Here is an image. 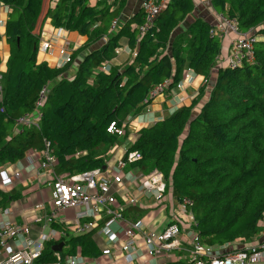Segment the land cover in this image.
<instances>
[{"label":"trees","instance_id":"obj_1","mask_svg":"<svg viewBox=\"0 0 264 264\" xmlns=\"http://www.w3.org/2000/svg\"><path fill=\"white\" fill-rule=\"evenodd\" d=\"M90 1L57 0L44 9V0H0L10 10L3 34L9 57L6 71L0 70V168L42 151L46 141L58 159L57 176L104 168L105 157L95 153L117 143L119 136L107 130L111 123L122 128L151 104L152 90L165 80H171L169 89L177 88L191 70L205 80L198 97L142 128L127 150L140 152L142 158L127 168L163 173L174 199L191 201L194 230L204 244L218 249L253 241L264 218V0H211L217 13L237 19L240 31L255 38V59L236 69L220 68L209 92L211 73L223 56L222 41L211 36L213 25L201 18L176 33L194 11L193 0H170L143 36L138 30L143 12L111 30L125 0L114 11L112 5L98 9ZM43 17L55 29L86 38L62 67L38 62L41 40L36 29ZM123 38L130 56L120 65L111 64ZM2 63L0 55V69ZM106 63L111 64L109 72L102 70ZM44 87L48 96L40 127L18 125L21 117L36 111ZM206 92L208 100L195 112ZM22 192L0 189V209L20 200ZM141 209L130 210L139 219ZM52 227L65 231L59 224ZM95 231L79 236L65 231L66 236L45 243L38 262L54 264L53 247L62 242V258L101 257Z\"/></svg>","mask_w":264,"mask_h":264},{"label":"built area","instance_id":"obj_2","mask_svg":"<svg viewBox=\"0 0 264 264\" xmlns=\"http://www.w3.org/2000/svg\"><path fill=\"white\" fill-rule=\"evenodd\" d=\"M169 1H143L141 10L144 14V24L138 28L140 36L146 34L154 26V22L167 8ZM2 26H5V23L0 20V27ZM118 27L119 19L116 18L112 23L111 30L116 31ZM210 34L213 38H219L221 41L226 39L229 34L234 35L230 43V52L226 56L220 57L219 63L236 69L242 67L245 62L254 61L255 38L251 36L250 32L240 31L237 19L220 14ZM51 46L52 43L49 41L42 43L41 50L48 52ZM60 54L66 57L68 52L62 49ZM69 58L70 56L66 57L65 62H68ZM110 69V63L104 64L102 68L105 72H109ZM187 78L188 76L180 81L178 88H183ZM170 84L171 80H165L150 92L149 99L154 100L166 92ZM47 96L48 88L44 87L36 102V111L21 117L18 120V125L39 128L42 120L41 109ZM1 100L2 87L0 86ZM107 130L111 134L124 135V125L122 128H118L116 123H111ZM141 158L142 155L138 151L127 152L125 158L120 159L115 166H106L102 169L97 168L69 176H57L54 168L58 164V159L49 142H45V148L42 151L30 153L28 155L30 163L40 162V169L48 176L49 185L52 187V201L49 212L45 214L42 229L49 228V230H41L39 235L34 237L29 224L0 219V255L2 256V251L4 252L0 264H45L38 263L43 255L45 243L64 236L63 232L53 229L52 224L65 227L71 225V230L76 235L98 231L108 244V248H104L102 254L106 258L115 255L116 252L124 253L129 261L140 258L143 253L156 258L164 253L180 249L184 242L190 243L192 248L189 252L195 264H264V243L250 245L242 250L222 255L219 249L204 244L195 231H189L191 237L187 241L180 239L181 227L178 219L171 221L167 228L159 233L148 230L140 219L126 221L125 209L130 205L136 206L138 203L137 198L129 194V184L135 186L142 196L153 198L156 202L164 200L167 189L163 173L157 170L150 174H144L141 171L138 173L126 172L127 166ZM19 178V171H15L12 175L5 171L1 186L2 184L5 187L11 186L15 179ZM120 195L122 202L119 200ZM191 205L192 203L188 199L179 203L180 216L185 218L188 229L194 227L195 224L194 217L188 209ZM66 209H79L76 219L71 224L61 216V213ZM101 214H104L105 218H102ZM101 222L103 224L99 225ZM124 222L125 224H123ZM139 239L143 241V248L138 244ZM12 242L15 248L10 245ZM55 257L54 264H82L85 261L80 254L62 258L59 252H55ZM102 264H111V261L107 259Z\"/></svg>","mask_w":264,"mask_h":264},{"label":"crops","instance_id":"obj_3","mask_svg":"<svg viewBox=\"0 0 264 264\" xmlns=\"http://www.w3.org/2000/svg\"><path fill=\"white\" fill-rule=\"evenodd\" d=\"M143 1L144 0H125L124 8L122 9V13L118 18L119 27H121L131 18H134L138 14L142 13L141 5ZM44 2V9H47L49 6L54 7L57 3V0H44ZM120 2L121 0H91L90 4L91 6H97L98 9H101L107 5H112L111 10L114 11L118 9ZM193 2L195 4L194 11L180 24L176 33L185 31L197 18H201L212 25L217 23L218 16L220 14L217 13L212 7L211 0H193ZM9 15L10 10L6 6L0 5V20L5 23L9 18ZM46 24L51 26L50 20L43 17L41 18L36 29V32L40 33L41 40L38 62H47L50 66L55 65L56 67H62L66 63V57L61 55L60 51L65 49L67 52L72 54L86 41V38L76 33V35L72 36L73 41H69L68 39L71 38L72 32L55 28L54 31H49L47 29L44 30V26ZM2 27L4 28V26ZM2 27H0V31ZM0 34L2 35L0 40V55L3 59L0 70L4 72L6 71V61L4 56L7 54L9 57V46L7 45L5 37L3 36L4 33L2 34L0 32ZM233 38L234 35L229 34L226 39L222 40L223 57L230 52V43ZM48 41L52 43L51 49L48 52H44V50H41L42 43ZM120 45L121 47L118 49V55L112 60L111 64L120 65L126 62L130 56L128 40L126 38L121 39ZM223 67H226V65L224 63H219V65L213 69L209 79L207 92L212 89V85L217 79L219 69ZM75 71L76 66L71 68L70 73L74 75ZM186 76H188V78L185 80L183 88L179 89L175 87L168 89L166 92L160 94L154 100H152L151 104L142 114L136 117H129L126 120L124 123V135L119 136L117 143L110 147V150L108 151L110 157L104 156L106 159V166H115V164L123 158L128 148H130L137 140L138 132L142 128L152 126L157 121L169 117L178 108L189 104L193 99L198 97L200 89L205 81L204 78L196 75L191 70L186 71L183 74L182 81ZM207 92L200 101V104L195 109V112H197L200 107L208 100L209 93ZM127 167L126 172L138 173L139 171V169H128ZM16 170L20 172V178L17 180L15 179L11 186L3 188L1 186L3 173H5V171L11 173ZM48 179V176L40 169V162L30 164L28 162V157L15 164H6L2 166L0 168L1 191L10 192L12 189L23 191V197L18 201L12 202L5 210L0 209V219L9 220L20 224H29L32 228L33 236L36 237L39 235V232L44 227L43 223L45 214H47L52 201V187L49 185ZM128 188L129 194L136 197L138 203L136 206L130 205L127 207L128 209L125 216L126 221L138 220L133 216V212L130 209L141 207L143 212L139 219L143 221L148 230L157 233L162 232L167 228L171 221L178 219V223H180L181 227L180 239L187 241L191 237L189 231H195L194 227L188 229L187 223H185V218L180 216L179 202L174 199L172 190L170 188L169 190H166L164 200L161 202H156L153 198L142 196L135 186H132L131 184L128 185ZM119 200L122 202L121 195L119 196ZM78 212L79 209H66L61 213V216L66 222L71 224L76 219ZM101 217L105 218V215L101 214ZM123 224H125V222ZM259 227L260 231L253 241L245 242L238 240L229 246L218 248L220 253H232L236 250H242L250 245L264 243V219L259 223ZM71 229V225L65 227V231L77 236L72 232ZM47 230H49V228L42 231ZM65 231H63L64 236H66ZM94 239L97 241L101 249L108 248L105 238H103V236L100 235L98 231H95ZM138 244L143 248L144 244L141 239H139ZM10 245L15 248L13 242L10 243ZM191 248L192 247L190 246V243L186 244L183 242L180 249L171 251L169 253H164L156 258L146 256V253H143L140 258L135 259L134 261H129V259L126 258L122 252H116L115 255H111L109 258H106L103 255L97 259H89L82 256L85 259L82 264H102L103 261H106L107 259L111 261V264H195L192 261V257L189 252ZM2 257H4L3 251L2 256L0 255V260Z\"/></svg>","mask_w":264,"mask_h":264},{"label":"rangeland","instance_id":"obj_4","mask_svg":"<svg viewBox=\"0 0 264 264\" xmlns=\"http://www.w3.org/2000/svg\"><path fill=\"white\" fill-rule=\"evenodd\" d=\"M49 30V31H54V27H52V25L50 26V25H48V24H46L45 26H44V30ZM2 34L4 33V28L2 27L1 28V31H0ZM74 35H76V33H74V32H72V34H71V38H69L68 40L69 41H73L72 40V36H74ZM62 43V42H61ZM71 54L68 52V54L66 55V57H68V56H70ZM5 61H7V59H8V55L6 54L5 56ZM53 67H56L55 65H53ZM1 79H2V75H1ZM20 126H22V125H20ZM24 126H26V125H24ZM110 147L111 146H108V145H103V146H101V147H99L97 150H96V153H95V156H97V157H99V156H105V157H110V154L108 153V151L110 150ZM28 156H26L25 158H27ZM28 162L30 163V160L28 159ZM31 164V163H30ZM139 169V168H138ZM16 171H18V170H16ZM15 172V171H14ZM14 172H8L10 175H12ZM148 174V173H147ZM2 187L3 188H6L3 184H2ZM45 202H46V200H45ZM146 213V212H145ZM173 253V252H172Z\"/></svg>","mask_w":264,"mask_h":264},{"label":"water","instance_id":"obj_5","mask_svg":"<svg viewBox=\"0 0 264 264\" xmlns=\"http://www.w3.org/2000/svg\"><path fill=\"white\" fill-rule=\"evenodd\" d=\"M64 245H65L64 242H62V243H60V244H58V245H55V246L53 247V250L56 251V252H61L62 249H63V247H64Z\"/></svg>","mask_w":264,"mask_h":264},{"label":"bare ground","instance_id":"obj_6","mask_svg":"<svg viewBox=\"0 0 264 264\" xmlns=\"http://www.w3.org/2000/svg\"><path fill=\"white\" fill-rule=\"evenodd\" d=\"M179 85V84H178ZM178 85H177V88H178ZM179 89H181V88H179ZM35 112V111H34ZM97 169V168H96ZM94 170V169H93ZM91 171V170H90ZM48 212H49V210H48ZM83 235H85V234H83ZM77 236H79V235H77Z\"/></svg>","mask_w":264,"mask_h":264}]
</instances>
